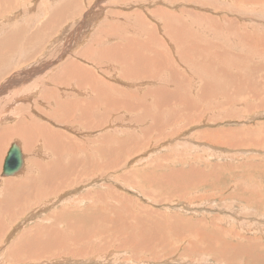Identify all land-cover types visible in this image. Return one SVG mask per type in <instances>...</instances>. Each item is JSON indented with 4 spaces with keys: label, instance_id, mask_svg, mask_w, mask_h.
I'll return each instance as SVG.
<instances>
[{
    "label": "rangeland",
    "instance_id": "374dc122",
    "mask_svg": "<svg viewBox=\"0 0 264 264\" xmlns=\"http://www.w3.org/2000/svg\"><path fill=\"white\" fill-rule=\"evenodd\" d=\"M36 69L0 92V264H264V0H0V89Z\"/></svg>",
    "mask_w": 264,
    "mask_h": 264
},
{
    "label": "bare ground",
    "instance_id": "6f19581e",
    "mask_svg": "<svg viewBox=\"0 0 264 264\" xmlns=\"http://www.w3.org/2000/svg\"><path fill=\"white\" fill-rule=\"evenodd\" d=\"M67 1V0H66ZM75 6V5H74ZM65 7V6H64ZM71 11H72V9H71ZM71 11H69V12H71ZM68 13V12H67ZM65 15V14H64ZM63 15V16H64ZM169 15V14H168ZM170 16V15H169ZM174 17V16H173ZM175 18V17H174ZM172 19V18H171ZM208 22V21H207ZM57 23H58V21H57ZM132 28H134L135 26L134 25H132L131 26ZM46 28H48V27H46ZM48 30V29H47ZM17 34V33H16ZM144 34V33H143ZM18 36H19V34H17L16 36H15V38H17L18 39ZM181 36V35H180ZM8 37V36H7ZM6 37V38H7ZM185 37V36H184ZM6 38H5V41H7L6 40ZM109 38V37H108ZM12 42H13V40H11ZM14 43V42H13ZM27 43V42H26ZM31 44H33V43H31ZM39 44V43H38ZM41 44V43H40ZM122 45V44H121ZM120 44H114L113 46H111L110 47V49H112V51L115 53V61L120 65H122V61H124V63L126 64V66L128 67V66H131V65H133V67L131 68V69H129L130 71H129V73H131V77L133 78V79H136L135 77L136 76H138V75H140V73L142 74V71H144L145 70V68H147V66L149 65L150 66V64H151V59H147V56H146V54H145V52H147L146 50H147V47L146 46H142L141 44H131L132 46L130 47V45H128V44H126V45H128L129 46V48L128 47H126L125 45L124 46H121ZM44 46V45H43ZM6 47L8 48V49H10V48H12V46H10V43L8 42V43H6ZM32 47V46H31ZM52 46H50V48H51ZM134 47V49H132ZM127 48V49H126ZM135 48H138V49H141V50H144L142 53L141 52H139L141 55L140 56H138L137 55V50H135ZM143 48H145V49H143ZM41 49V48H40ZM232 49V48H231ZM35 51V50H34ZM124 51V54L122 55L121 53ZM3 52V51H2ZM57 52V51H56ZM33 53V52H32ZM50 53V52H49ZM119 54H121L122 55V58H120L118 55ZM149 54V53H148ZM158 54V53H157ZM32 54H30V56H31ZM56 56V55H55ZM128 56H129V62L127 61V59H128ZM2 57H4V56H2ZM112 57V56H111ZM148 57H149V55H148ZM113 58V57H112ZM13 59V58H12ZM130 59L132 60V62L130 63ZM2 60V59H1ZM31 60V59H30ZM75 60V59H74ZM114 60V59H113ZM7 61H10V60H7ZM36 61V60H35ZM57 61V60H56ZM4 61H2V63H3ZM72 64V63H71ZM134 64H135V66L137 67V68H139L140 70H136V71H133L132 72V70H134L133 68H134ZM46 65V64H45ZM45 65H43L44 67H45ZM47 65H52V63H49L48 64V62H47ZM65 65V64H64ZM71 66L72 65H70V64H66V66H65V70H66V72L71 68ZM161 66L162 65H159L158 66V63H157V65H155L154 67H156V68H159V70H161L162 68H161ZM29 67H31V65L29 66ZM44 67H42V69L44 68ZM47 67V66H46ZM39 68V67H38ZM58 68H60V67H58ZM78 68V67H77ZM127 69V68H126ZM148 69V68H147ZM41 70V69H40ZM75 70V67H73L72 66V69H71V71H74ZM142 70V71H141ZM37 71H39L38 69H36V70H29V71H27V72H29L28 74H25L24 75V77H22V79L18 76V78L16 79V80H14V79H11L9 82H7L8 81V79H6L5 80V82H4V85H2L1 86V89H0V92H3L5 89H7V88H12V87H17V85H19V87H22V86H24L25 85V83H23L24 81H26L25 79L26 78H28L30 75L32 76V74L34 73L35 74V72H37ZM41 71H43V70H41ZM84 71V70H83ZM82 71V72H83ZM61 73H62V71H60ZM85 72V71H84ZM146 72V71H145ZM144 72V73H145ZM76 73V72H75ZM79 73V72H78ZM60 74V73H59ZM75 75V76H74ZM73 76H74V81L75 80H79L84 86H92L93 85V83H90L89 81H88V83L86 82L87 81V79L85 78V77H83V76H81V75H78V74H74ZM72 76V75H71ZM142 75H140V77H141ZM146 75H144V77H145ZM152 76V75H151ZM43 77V76H42ZM57 77V76H56ZM65 77V76H64ZM64 77H63V79H64ZM140 77H138V79H141ZM44 78V77H43ZM61 79V78H60ZM81 79H83V81H85L86 83H83L82 82V80ZM138 79H136V80H138ZM69 80V79H68ZM94 81H95V79H94ZM45 82H48V81H45ZM59 82V81H58ZM9 83V84H8ZM70 82H68V86L70 85L69 84ZM37 86V85H36ZM101 86V85H100ZM213 86V85H212ZM39 87V86H38ZM103 88V87H102ZM33 89V88H32ZM39 89V88H38ZM89 89H90V87H89ZM92 92H94L92 89H90ZM107 90V89H106ZM45 91V90H44ZM207 91V90H206ZM8 92V91H7ZM92 92H90V93H92ZM100 93H104V95L106 94V92H108V91H106V92H104V89H103V91H99ZM92 94H94V93H92ZM68 98H69V95H66ZM163 95H162V99H163ZM46 98V97H45ZM50 98V97H49ZM105 98V97H104ZM25 99H26V96H25ZM106 99V103H108L109 102V98H105ZM13 101V103H16L17 102V100H15L14 98L12 99ZM44 100H47V99H44ZM48 102H49V100H48ZM44 103V102H43ZM66 103V102H65ZM68 103V102H67ZM95 103L97 104V105H101V100L99 99V94H98V96H96L95 95ZM59 104V103H58ZM105 104V103H104ZM37 105V104H36ZM45 104H43L42 106H44ZM66 105V104H65ZM68 105V104H67ZM66 105V106H67ZM47 106V105H46ZM39 108V107H38ZM11 108H9V105H4V106H0V121H2V119L3 118H8V114H9V112L11 111L10 110ZM2 111V112H1ZM39 111H41L40 109H39ZM8 115V116H7ZM10 115H11V113H10ZM33 117H31L30 119H29V121H32L33 119H32ZM18 121H20V124L22 125V123L25 121V119L24 118H21V119H19ZM19 123V122H18ZM24 124H29V122L28 123H24ZM32 125L37 129L36 130V133H37V131L39 130V129H42V128H40L39 126H37V124H35V122H33L32 123ZM31 127V126H30ZM29 129V128H28ZM2 130V129H1ZM24 130V129H23ZM32 131V130H31ZM35 131V130H34ZM7 132L9 133V129L7 130ZM27 132V131H26ZM45 132V131H44ZM10 133H14L13 135L14 136H17V137H19V138H23V139H25L26 137L28 138V136H27V134L24 132V131H22V129L20 128V129H17L16 131H10ZM30 133V132H29ZM39 133H41V131H39ZM7 134V133H6ZM46 134V133H45ZM50 135H51V133H50ZM37 136V135H36ZM4 138L5 137V131L4 130H2V133H0V138ZM54 137H57V136H54ZM9 138V137H8ZM29 139H30V137H29ZM33 139V138H32ZM57 139V138H56ZM30 141H31V139H30ZM48 141V140H47ZM23 142H24V140H23ZM50 142V141H49ZM50 143H52V142H50ZM0 145H1V143H0ZM29 147V146H28ZM38 147V146H37ZM21 154H23L22 153V151H21ZM1 157V156H0ZM59 157V159H61V157L60 156H58ZM22 158H23V156H22ZM49 158V157H48ZM24 161V160H23ZM52 166V165H51ZM27 168V167H26ZM1 169H2V167H1ZM59 169V168H58ZM27 170V169H26ZM25 170V171H26ZM48 172V171H47ZM25 174H26V172H25ZM48 175V174H47ZM50 176H51V174H50ZM20 177V176H19ZM7 180V179H6ZM25 180H26V178L23 180V181H17V180H7L6 182L8 183L7 184V186L8 185H10L11 187H13V186H20V185H22V183H24L25 182ZM32 182V181H31ZM21 187V186H20Z\"/></svg>",
    "mask_w": 264,
    "mask_h": 264
},
{
    "label": "water",
    "instance_id": "95a60500",
    "mask_svg": "<svg viewBox=\"0 0 264 264\" xmlns=\"http://www.w3.org/2000/svg\"><path fill=\"white\" fill-rule=\"evenodd\" d=\"M23 167V158L18 144L12 143L3 159L1 178H8L17 175Z\"/></svg>",
    "mask_w": 264,
    "mask_h": 264
}]
</instances>
